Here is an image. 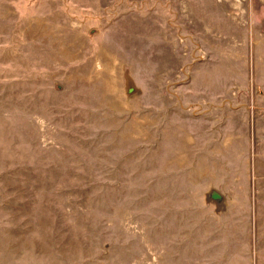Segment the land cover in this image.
<instances>
[{
  "label": "rangeland",
  "instance_id": "rangeland-1",
  "mask_svg": "<svg viewBox=\"0 0 264 264\" xmlns=\"http://www.w3.org/2000/svg\"><path fill=\"white\" fill-rule=\"evenodd\" d=\"M231 117L252 220L173 167ZM0 264H264V0H0Z\"/></svg>",
  "mask_w": 264,
  "mask_h": 264
},
{
  "label": "crops",
  "instance_id": "crops-1",
  "mask_svg": "<svg viewBox=\"0 0 264 264\" xmlns=\"http://www.w3.org/2000/svg\"><path fill=\"white\" fill-rule=\"evenodd\" d=\"M229 120V127L225 131L220 129L221 122L217 119L211 123L215 125L213 128H207L210 123L207 118L196 119L199 126L196 127L197 132H191L187 126L175 129L172 134V155L179 160L174 162L173 167L176 171L185 172L188 168L197 172V184L191 187L194 190L192 194H197L194 196L197 201L207 205L211 212L215 214L218 208L237 212L238 207L246 202L250 205L252 220L251 135L245 128L240 131L239 122L244 124L243 119L231 117ZM192 122L194 120L188 122L190 126ZM187 151L193 156L188 163L185 159ZM179 195L183 196L184 193L179 192Z\"/></svg>",
  "mask_w": 264,
  "mask_h": 264
}]
</instances>
